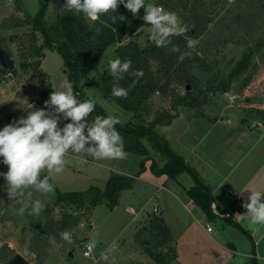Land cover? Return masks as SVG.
<instances>
[{
    "label": "rangeland",
    "instance_id": "obj_1",
    "mask_svg": "<svg viewBox=\"0 0 264 264\" xmlns=\"http://www.w3.org/2000/svg\"><path fill=\"white\" fill-rule=\"evenodd\" d=\"M159 1L145 0L146 3L157 5ZM235 1L229 0L230 4L225 10L232 9ZM65 4L66 0H50L47 20L55 21L64 11ZM21 7L22 10L17 8L15 0H0V26H2L0 40H4L6 49L12 53L17 65V71L14 73L3 74L0 71V130L21 117H26L28 111L44 108L45 106H41L38 102L44 97L43 93L49 84H52L53 90H56L62 81H70L68 69L59 52L46 48L41 50L40 47H43L45 43L42 33L34 32L31 25L16 27L17 22H25L28 16L37 15L40 11V0H22ZM225 10L221 15L225 14ZM144 14L143 8L135 16L126 8L120 13V17L134 30V33L127 35L123 44L136 41L140 46L145 47L150 42L151 25L142 19ZM180 22L182 23L181 19ZM219 32L225 34L226 38L230 35L229 30H219L213 25L210 34L203 37L202 44H207L212 39L211 36L218 35ZM174 37L176 36L171 38ZM119 45L120 43L113 45L104 53L97 69L81 81L80 86L85 95L103 107L108 115L119 118V124L132 121L139 123L137 115L124 111L100 90V80L108 75V61L117 58L115 52ZM39 48L41 52L38 51ZM203 48L210 52V57L204 54L203 56L213 67L211 76L218 72L219 76H227L235 63L241 59L246 46L230 43L226 46H219L217 49L213 46L208 48L203 46ZM256 61L260 62L259 57ZM37 63L40 64L38 68ZM156 66L153 64V69H156ZM244 78L236 81L231 91L226 94L212 93L206 100L201 95L196 106H179V115L173 121L174 125L172 123L169 127L158 126L156 128L165 146L180 155L187 165L195 166L200 173L206 176L209 175L210 170L197 162L198 156L192 154L188 146L194 141L200 144L207 141L212 144L211 147L221 145L223 138L221 135H225L229 128L228 126L225 128L226 123L212 128L207 123V119L216 117L217 120L225 117L230 120L234 117L238 124H242L241 119L244 117L245 122L250 123L248 127L251 128L253 126L251 124L254 123L253 118H255L258 119L257 122L260 121L264 125L262 117L259 115L257 118L255 114L257 107L264 109V67L260 66L251 85L242 90ZM175 87L178 88V95L185 96L184 85ZM173 100L174 96L163 98L160 94H156L150 101V114L143 115L144 122H152L161 112L171 111L176 114L172 110ZM260 131L264 133V129ZM201 136L202 139H200ZM201 140L202 143L199 142ZM144 143L148 149V155L126 152L127 156L124 159L96 160L84 153H68L65 157L64 172L53 174L51 182L55 185L54 191L38 193L32 188L25 190V198L31 192L32 199H40L43 202L44 208L38 216L30 215L27 211L20 214L21 204L8 197L7 184L0 176V188L4 192L3 198L0 199V255L9 256L5 262L0 264L9 263L17 255L23 256L31 264H38V255L32 251V247L42 255L49 256L46 264H93L97 262V258L104 250L113 246L114 242L115 249L110 253L109 260L102 259L99 264H156L146 251V247L141 244L144 239H151L153 235L149 227L151 215L145 216V214L153 213L154 208L155 214L160 216L163 214V217L167 218L166 221L173 230L177 240L178 256L180 255V263L177 264H216L220 258L226 260V264H264V226L258 225L254 228L250 225L246 213L240 214L238 221L241 228L253 236L249 238L248 234L229 221L222 227L221 220L210 221L200 210L197 215L189 212L195 206L190 203L188 209L185 208L188 202H181L177 193H182L185 189L195 186L194 178L186 173L173 183L168 176H161L162 178L156 176L152 170L153 165L161 169L167 164V160L148 141ZM256 155L262 160L264 150ZM2 160L3 158L0 157V172H7V166L2 163ZM145 160L146 171L141 175L143 182L134 179L135 189L125 190L115 208L107 202L83 210L70 208L69 205L57 206L59 192H88L91 188L105 190L112 174L134 177ZM46 174V171L42 172L41 177ZM263 184H260V187L264 186ZM165 186L168 189L164 188ZM251 190H258L255 182L246 191V199L250 196ZM222 191L226 192V190ZM156 198L159 199V204ZM217 199L220 206L229 204L224 194H218ZM141 208L145 209L146 213L141 215L140 212L141 216H139ZM69 210L78 213L75 215L78 223L74 224L75 219L72 218L66 225V229L72 233L73 244L62 239L56 241L43 234V228L48 219L61 220ZM146 224L147 229L144 232L143 228ZM208 227L212 228V233L208 232ZM90 238H95L98 243L92 252V257L86 258L83 254V244ZM254 240L258 242L256 258L252 256L255 249L254 242H252ZM229 243L235 245L237 249L228 247ZM223 246L225 249L222 248ZM165 251L169 257L175 256L173 249L165 248ZM71 253L73 257L70 256Z\"/></svg>",
    "mask_w": 264,
    "mask_h": 264
},
{
    "label": "trees",
    "instance_id": "obj_2",
    "mask_svg": "<svg viewBox=\"0 0 264 264\" xmlns=\"http://www.w3.org/2000/svg\"><path fill=\"white\" fill-rule=\"evenodd\" d=\"M15 3L17 8L22 10V0H15ZM49 3L50 0H40V11L37 15L28 16L25 22H17L16 27L31 25L34 32H41L44 37L45 43L43 47H40L41 50L46 48L59 52L68 69L70 81L74 84V91L79 100L89 98L80 86L81 81L97 69L101 57L110 47L120 43L115 52L117 58L131 59L132 70H143L144 73L134 86H132L133 81L137 78L131 74H125L120 81L122 87L129 89L127 98L111 96L113 77L109 74L100 80V90L108 99L115 102L124 111L137 115L139 118V123L132 121L116 125L124 139L125 152L146 156L149 153L144 141H148L167 160V164L161 169L153 165V173L158 177L168 176L169 180H176L186 173L192 176L195 186L187 191L188 196L201 207L210 221L216 219L217 216L211 208L214 198L210 189L182 157L162 143L156 128L171 126L179 115L178 107L196 106L201 95L206 100L212 93L226 94L231 91L234 83L243 77L245 78L242 82V90L251 85L260 66L264 67V0H236L233 8L226 10V6L230 4L229 0H160L159 5L165 7L166 10L176 12L182 23L188 25V31L182 36L171 38L172 43L167 47H156L151 41L145 47L140 46L136 41L123 44L127 35L134 33V30L120 17V13L125 9L123 4L118 6L116 13L110 12L102 15L96 22L85 20L83 15L66 9L58 15L55 21L50 22L47 20ZM223 10H225V14L221 15ZM113 16H115V20H113ZM213 25L219 30H229L230 35L226 38L225 34L219 32L218 35H212V39L207 44H202L203 37L210 34ZM1 29L2 26H0ZM189 38L199 41L193 49H188L186 46V41ZM230 43L246 46L241 59L235 63L227 76H219V72L211 76L213 67L203 56L204 54L210 57V52L203 46H207V48L213 46L214 49H217L219 46H226ZM173 45L179 46L182 52L190 54L180 61L179 53L171 50ZM0 47L12 55L6 49L3 39L0 40ZM258 57L260 62L256 61ZM153 64L157 65L156 69H153ZM22 65L24 67V63ZM36 67H40V64L37 63ZM0 71L6 74L14 73L17 70L7 71L0 65ZM177 85L185 86V96L177 94L178 88L175 87ZM189 86L191 89L187 90ZM52 90V84H49L43 93L44 97L38 102L41 106H45V101L49 99ZM156 94H160L163 98L174 96L172 110L176 114L165 111L158 113L152 122H144L143 115L150 114V101ZM200 105L202 104L200 103ZM257 112L264 121V110H257ZM96 115L106 116L108 114L103 107L96 103V109L89 120L91 121ZM66 122L70 121H62L60 126L62 127ZM145 163L146 160L141 164L140 171L134 177L112 174L105 190L91 188L88 192H59L56 204L57 206L69 205L70 208L75 207L78 210H83L107 202L112 208H115L119 204L121 194L125 190L132 189L134 179L146 171ZM3 195L4 192L0 188V199L3 198ZM70 210L61 220L48 219L44 225L43 234L60 241L59 231L66 229L70 219H75ZM155 213L150 216L149 224L153 235L151 239H144L141 244L146 247V251L156 264H168L169 261L177 257L174 238L163 215ZM74 221V224L78 223V219ZM232 224L245 232L240 224L234 222ZM146 229L147 226L143 228V231L145 232ZM248 237L252 238L249 234ZM165 248L173 249L175 256L169 257ZM254 248L255 253V244ZM32 251L38 255V264H46L48 255H42L34 247H32ZM8 258L9 256L6 254L0 255V263L5 262Z\"/></svg>",
    "mask_w": 264,
    "mask_h": 264
},
{
    "label": "clouds",
    "instance_id": "obj_3",
    "mask_svg": "<svg viewBox=\"0 0 264 264\" xmlns=\"http://www.w3.org/2000/svg\"><path fill=\"white\" fill-rule=\"evenodd\" d=\"M120 4L134 16L141 8L144 9L142 19L151 25L149 40L156 47H167L172 43L171 37L182 36L188 31V25L180 22L176 12L157 4L146 3L145 0H66L63 8L83 15L85 20L96 22L102 15L116 13ZM198 43V40L189 38L186 46L193 49ZM171 50L179 53L180 61L190 54L182 52L177 45H173ZM107 71L113 77L111 96L116 98H127L129 94V89L120 84L125 74L137 78L132 86L144 75L143 70H132L131 59H109ZM95 109L93 99L79 100L74 84L64 80L58 89L52 90L44 108L28 111L26 117H21L0 130V157L8 169L7 172H0V176L7 184L8 197L21 204L20 214L27 211L30 215L38 216L41 213L43 202L32 199L31 192L25 198V190L32 188L38 193L54 191L55 185L51 182L53 174L64 172L68 153H84L96 160L126 158L124 139L116 127L120 123L119 118L111 114L96 115L90 121L89 117ZM62 121L70 122L61 127ZM45 171L47 174L41 177ZM250 193L243 204L247 210L245 215L254 228L264 226V193L259 190H251ZM71 214L78 215L77 212ZM59 235L67 243H74L68 229L61 230ZM97 243L95 238L84 242L86 251L83 254L88 256L97 247ZM114 249L115 242L101 253V258L108 261Z\"/></svg>",
    "mask_w": 264,
    "mask_h": 264
},
{
    "label": "crops",
    "instance_id": "obj_4",
    "mask_svg": "<svg viewBox=\"0 0 264 264\" xmlns=\"http://www.w3.org/2000/svg\"><path fill=\"white\" fill-rule=\"evenodd\" d=\"M257 110L264 109L259 107L256 108L255 114L257 115L256 117L259 118ZM253 120L254 123L251 124L253 126L249 128L248 126H250V123L245 122L244 117L241 119L242 124H238L237 120H234V117L233 119L230 118V120L225 117H220L217 120L216 117L209 118L207 119V123H209L212 128L224 123H226L224 124L225 128H227V126L229 127L225 132V135H221L223 137L221 145H216V147H214L213 145L211 147L212 144L207 143V141L204 142V144H200L194 141L191 142L192 144L190 146H188L190 152L198 156L199 159L197 162H200L204 167L210 170L209 175L206 176L205 174L200 173L195 166H191L202 178L204 184L210 189L211 195L214 198V203L212 204L211 208L214 214L217 216L214 220H221L222 227H224V224L228 223V221L231 223L234 222L240 224L238 221L239 216H236V214L239 213L243 215L247 212V210L243 207L244 202L247 200L245 198L246 191L254 182L255 185H257L258 190L264 193V186L261 185L260 187V184L264 183V158L260 160V158H258V155H256L259 151L264 150V133L260 131V129H264V125H262L260 121L257 122L258 119L253 118ZM200 139H202V136ZM199 142L202 143V140ZM135 179L143 182L142 176L139 178L136 177ZM172 181L174 183V181L176 180ZM151 184L154 185L153 183ZM192 187L187 189L190 190ZM164 188L168 189L166 186ZM134 189L135 185L133 186L132 191ZM187 189H185L182 193H177V197L180 196L179 199L181 202L183 201V203L188 202L186 204L187 206L185 205V208L188 209V204L190 203L195 206L193 207V210H189V212H193L194 215H197L198 211L200 210L201 213L205 215L201 207L197 205L193 200L189 199L187 195ZM222 190H226V192ZM218 194H224L227 197V199L229 200V204L227 206L219 205V203L217 202ZM156 200L159 204V199L156 198ZM214 209L217 210L216 212L220 213L217 214ZM132 212H134V210H132ZM140 212L142 215L143 213H146V210L141 208L138 213L139 216H141ZM155 212L156 210L154 208L153 213ZM153 213L147 212L145 216L148 214L152 215ZM166 219L164 216V220L167 226L170 228L172 236L174 238L177 256L175 259L169 261L168 264H177L180 263V255L178 256L177 250V240L173 234V230L171 229L169 222H167ZM208 225L209 224H207V226ZM251 237L253 238V236ZM216 242H218V238H216ZM253 242L257 246L258 242H256L255 240ZM227 246L233 248L234 250L237 249L235 245L230 243L227 244ZM224 247L225 246H223L222 248L225 249ZM256 254L257 250L255 253H252V256L256 258V256L258 255ZM100 260H102L101 256H99V258H97L96 260L97 262L93 264H99ZM216 264H226V260H221L220 258V260L217 261Z\"/></svg>",
    "mask_w": 264,
    "mask_h": 264
},
{
    "label": "water",
    "instance_id": "obj_5",
    "mask_svg": "<svg viewBox=\"0 0 264 264\" xmlns=\"http://www.w3.org/2000/svg\"><path fill=\"white\" fill-rule=\"evenodd\" d=\"M0 65L3 69L7 71H12L17 69L16 60L15 58L9 54L7 51L0 47ZM190 86L187 90H190ZM73 257V254H70ZM7 264H31L28 260H26L23 256L17 255L13 260H11Z\"/></svg>",
    "mask_w": 264,
    "mask_h": 264
},
{
    "label": "built area",
    "instance_id": "obj_6",
    "mask_svg": "<svg viewBox=\"0 0 264 264\" xmlns=\"http://www.w3.org/2000/svg\"><path fill=\"white\" fill-rule=\"evenodd\" d=\"M47 111H51V109H47ZM68 155V154H67ZM66 155V156H67ZM208 232H212V228L211 227H208ZM84 251H86V249L83 247V252ZM92 252H93V250L89 253V255L88 256H85L84 255V257H86V258H90V257H92Z\"/></svg>",
    "mask_w": 264,
    "mask_h": 264
}]
</instances>
